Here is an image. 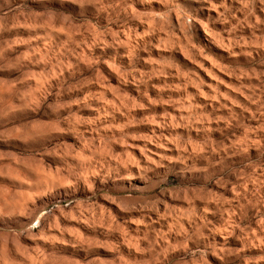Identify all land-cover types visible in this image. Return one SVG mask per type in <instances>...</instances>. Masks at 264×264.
Here are the masks:
<instances>
[{"label":"clouds","instance_id":"clouds-1","mask_svg":"<svg viewBox=\"0 0 264 264\" xmlns=\"http://www.w3.org/2000/svg\"><path fill=\"white\" fill-rule=\"evenodd\" d=\"M101 255L264 264V0H0V264Z\"/></svg>","mask_w":264,"mask_h":264},{"label":"rangeland","instance_id":"rangeland-1","mask_svg":"<svg viewBox=\"0 0 264 264\" xmlns=\"http://www.w3.org/2000/svg\"><path fill=\"white\" fill-rule=\"evenodd\" d=\"M212 3L219 4L220 0H212ZM206 11L201 13V18L205 20L207 23L209 20H212L215 24H218V21L216 18L218 17L219 13L212 8L211 4L206 3L205 4ZM213 25L210 24L209 27H212ZM215 31L222 32V28L217 26L215 28ZM202 34L194 40L195 43H197L203 50L206 56L211 57V60H205L201 56H197L195 53H192L191 55L195 59L196 63L193 64L191 60L183 61L182 66L188 68H192L193 71H197L200 74V77L205 81V84H215V80L213 77L220 76L221 79H224L225 77L220 72V69L216 68L213 64V60L219 61L221 64L228 62L227 57V49L224 47V45L227 43V40L223 39L222 37H216L215 35L209 34L207 30L201 29ZM226 35V34H225ZM200 64L204 65V68L201 69L199 67ZM235 67V65H232ZM191 90V89H190ZM205 91H208L209 89L205 87ZM223 90V89H222ZM135 95L136 93L133 92ZM150 95H155L154 91H150ZM169 111H173L171 108L168 109ZM158 111H163V109H158ZM175 114V113H174ZM100 264H104V262L110 257L101 255L99 258Z\"/></svg>","mask_w":264,"mask_h":264}]
</instances>
